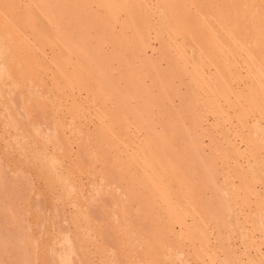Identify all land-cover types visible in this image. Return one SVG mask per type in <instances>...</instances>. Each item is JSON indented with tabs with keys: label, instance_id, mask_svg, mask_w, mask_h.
I'll list each match as a JSON object with an SVG mask.
<instances>
[{
	"label": "rangeland",
	"instance_id": "obj_1",
	"mask_svg": "<svg viewBox=\"0 0 264 264\" xmlns=\"http://www.w3.org/2000/svg\"><path fill=\"white\" fill-rule=\"evenodd\" d=\"M96 1L0 0V46L9 45L0 49V264H264V88L257 92L241 65L242 77L232 84L237 94L222 102L224 112L215 111L184 72L174 44L165 48L156 36L157 0H129L136 21L142 19L140 28L147 29V20L151 26L149 45L141 51L128 13L122 10L113 20ZM208 1L199 4L215 16L222 4ZM183 2L176 4L175 15L189 26L198 7L195 0ZM184 40L179 35L177 43L199 57ZM208 51L204 56L223 63L221 52ZM215 68H205L208 82L216 80ZM250 89L260 93V107L251 111L243 109ZM138 156L147 159L148 170L156 168L158 182ZM164 185L185 215L191 209L197 216L191 211L183 223L171 218L159 197ZM202 216L211 218L200 222ZM201 228L205 240L198 236ZM107 229L112 238L116 231L113 242ZM103 241L116 244L109 250Z\"/></svg>",
	"mask_w": 264,
	"mask_h": 264
},
{
	"label": "bare ground",
	"instance_id": "obj_2",
	"mask_svg": "<svg viewBox=\"0 0 264 264\" xmlns=\"http://www.w3.org/2000/svg\"><path fill=\"white\" fill-rule=\"evenodd\" d=\"M96 1V0H95ZM179 1H181L182 2V4H184V2L183 1H186V2H190V1H192V0H157L156 2H157V6H158V14H159V19L157 20V22L154 24V27L156 28V36L159 38V40H161V43H162V45H164V46H166L165 48H167L168 46H169V44L170 43H173L174 44V47L175 48H177V51H178V53H179V56L181 57V59H182V63H183V65H182V68H183V70H184V72L185 73H187L189 76H190V80H192L193 82H195V85L201 90V91H203L206 95H207V99L209 100V102H208V106H209V103H210V107L211 108H213L215 111H221V113L222 112H224L223 110H225L224 109V106H223V104L224 103H222L223 101H225V102H229V99H230V96L233 94V93H236V91L234 92L233 90H235V89H233V86H232V84H233V81H235V80H238V79H240L241 77H242V72L240 71V70H243V69H239V67L241 66V68L244 66L247 70H246V72H247V75L253 80V82H255L256 83V85H257V92H261V89H263L264 88V0H219L220 2H221V4H222V7H221V9H219V11H218V13L215 15V16H212V15H210V9L211 8H209L208 7V9H206V11H205V7H206V4H205V6L204 5H202V3L204 2H209L208 0H200V2L202 1V3L201 4H199V0H195V2L196 3H194V4H197V7H198V10H194V12H193V10L191 11V12H193V13H195L194 15L196 16V17H194V18H196L195 19V21H194V18H193V22L194 23H192V20H190V21H188V24H189V26H191V28L187 25V23L185 22V21H183V19L181 20V18L179 19V17H177L178 15H175V7L177 6L176 4L179 2ZM97 2V1H96ZM206 2V3H207ZM211 2V1H210ZM213 2V1H212ZM99 3V2H98ZM100 3L104 6V7H106V9H107V11L110 13L109 15H111V17H112V19L113 20H117L118 19V13H120V11H122V10H124V11H126L127 13H128V18H129V21L132 23V25L135 27V31H136V35H135V33H134V35L137 37V39H135L134 41V45H136L137 43V45H138V48L140 49V51L141 50H145L147 47H148V45H149V39H148V35H149V30H151V26H150V22H149V20H147V22H145L146 23V26H147V29H141V28H145V27H143L142 26V24L143 23H139V21L141 20L142 21V19H140L139 21H136V19L134 18V15H133V13H132V11H131V8H130V1L129 0H100ZM219 3V2H218ZM179 4V3H178ZM181 4V3H180ZM181 4V5H182ZM60 5V4H59ZM147 5V4H146ZM178 6L177 8H179V7H182V6ZM187 5V4H186ZM208 5V4H207ZM218 5H220V4H218ZM148 6V5H147ZM196 6V5H195ZM208 6H210V5H208ZM183 7H184V5H183ZM182 7V8H183ZM194 7V6H193ZM203 7V8H202ZM7 8H9V7H7ZM59 8V7H58ZM147 8H149V7H147ZM194 8H196V7H194ZM207 8V7H206ZM180 9V8H179ZM204 9V10H203ZM182 10V9H181ZM198 11V12H197ZM196 12H197V14H196ZM88 13V12H87ZM191 14V13H190ZM212 14H214V13H212ZM89 16V15H88ZM180 16V15H179ZM193 16V15H192ZM214 17V18H213ZM137 18V17H136ZM190 19V18H189ZM36 21V20H35ZM153 22V21H152ZM190 22V23H189ZM55 23V22H54ZM89 23V22H88ZM114 24V23H113ZM190 24H192V25H190ZM140 26H141V28H140ZM96 28V27H95ZM123 28H125V27H123ZM97 30V29H96ZM70 33V32H69ZM53 34H55V33H53ZM67 35H69V34H67ZM179 35H184V39L186 40V41H190L191 42V47H193L191 50H192V53H195V52H198V55H199V57H197V58H192L191 57V55H190V53L188 54V52L186 51V50H184V48H182L177 42H178V36ZM201 35L202 36H205L206 38H205V40H204V38H202L201 37ZM55 36V35H54ZM57 36H59V35H57ZM66 36V35H65ZM74 36L75 35H73V38H74ZM124 36V35H123ZM60 37V36H59ZM68 37H70V36H68ZM77 37V36H76ZM198 37H199V39H198ZM201 37V38H200ZM56 39L55 40H57V41H59L58 39H61V38H57V37H55ZM79 39H80V37H78ZM130 38V37H129ZM224 38V39H223ZM167 39H168V42H167ZM181 39V38H180ZM63 40H65V39H63ZM72 40V39H71ZM75 40V39H74ZM74 40H72V41H74ZM184 40V41H185ZM198 40H201V43L198 41ZM56 41V42H57ZM68 41V40H67ZM137 41V42H136ZM183 41V42H184ZM203 41H204V44H203ZM1 42H3V41H1ZM65 43V42H64ZM67 43V42H66ZM76 43V42H75ZM136 43V44H135ZM181 43H182V41H181ZM183 44V43H182ZM187 44V43H186ZM193 44H198L197 46L195 45V47H194V45ZM172 45V44H171ZM193 45V46H192ZM6 46H8V48H9V45H1L0 46V49H6L5 47ZM65 46V45H64ZM68 46H70V45H68ZM68 46H66L67 47V50L69 49L68 48ZM72 46V45H71ZM79 46V45H78ZM198 46H199V48H198ZM172 47V46H171ZM187 47V46H186ZM197 47V48H196ZM205 47V48H204ZM210 47H213L216 51H218V53H220V54H222L223 56H221L220 54H218L219 56L218 57H220L222 60H221V62L223 61V63L222 64H220V62H218V61H214V59L212 60V57H211V55L209 56V55H207V54H205V56H204V54H203V51H208V48H209V50H210ZM30 48V47H29ZM63 48H65V47H63ZM75 49L77 48V47H74ZM66 49V48H65ZM81 49V48H80ZM194 49V50H193ZM205 49V50H204ZM207 49V50H206ZM76 50H78V49H76ZM131 50V49H130ZM135 50V49H134ZM136 50H138L137 48H136ZM203 50V51H202ZM68 51H70V50H68ZM72 51V50H71ZM74 51V50H73ZM79 51V50H78ZM170 51V50H169ZM195 51V52H194ZM202 51V52H201ZM26 52V51H25ZM84 52V51H83ZM147 52V51H146ZM209 52V51H208ZM1 54H2V52H0ZM57 53V52H56ZM65 53L66 54H69V53H71V52H69V53H67L66 51H65ZM80 53V52H79ZM168 53V52H167ZM171 53V52H170ZM169 53V55H171L170 57L172 58L173 56H172V54H170ZM85 54H88V53H86L85 52ZM4 55V54H3ZM3 55H0V56H3ZM20 55V54H19ZM24 55V54H23ZM40 55V54H39ZM81 55V54H80ZM207 55V56H206ZM30 56V55H29ZM87 56V55H86ZM85 56V57H86ZM129 56V55H128ZM6 57H7V55H6ZM130 57V56H129ZM142 57V56H141ZM169 57V58H170ZM190 57H191V60H190ZM209 57H210V59H209ZM223 57V58H222ZM66 58H69V60H70V56L68 57V55H67V57ZM83 58V57H82ZM170 58V59H171ZM219 58V59H220ZM29 59H30V57H29ZM86 59H89V55H88V57L86 58ZM93 59V58H92ZM172 59H174V58H172ZM171 59V60H172ZM94 60V59H93ZM176 60V59H175ZM61 61H62V58H61ZM89 62V61H88ZM123 62V61H122ZM180 62V61H179ZM63 63V62H62ZM85 63V62H84ZM64 64V63H63ZM81 64H83V62L81 63ZM173 64V63H172ZM176 64V63H175ZM220 66H219V65ZM66 65V64H65ZM84 65V64H83ZM85 65H87L86 63H85ZM91 65V64H90ZM170 65H171V63H170ZM173 67H174V65H172ZM176 66V65H175ZM214 67V66H216V70L215 69H213L214 71H215V73L217 74V78H216V80H214V83H212L213 81H211V82H208V77H206V74H205V68L206 67ZM4 67V66H3ZM82 68H83V66H81ZM62 68H64V67H62ZM87 68V67H86ZM174 69V68H173ZM176 69V68H175ZM0 70H1V68H0ZM2 70H4V69H2ZM82 71H85L84 70V68L82 69ZM142 71V70H141ZM175 71V70H174ZM207 71V70H206ZM58 72H59V70H58ZM120 72H122V71H120ZM176 72V71H175ZM178 72V71H177ZM245 72V71H244ZM178 73H180L181 75H182V73H181V71L180 72H178ZM177 73V74H178ZM41 75V74H40ZM179 75V74H178ZM245 75V74H244ZM247 75H245V76H247ZM158 76V75H157ZM180 76V75H179ZM245 78H247V77H245ZM97 79H98V77H97ZM80 80V79H79ZM211 79H209V81H210ZM248 80H250V79H248ZM29 81V80H28ZM170 81V80H169ZM73 82H75V81H73ZM157 82V81H156ZM160 82V81H159ZM241 83H242V81H240ZM31 83V82H30ZM29 83V84H30ZM40 83V82H39ZM235 83V82H234ZM32 84V83H31ZM68 84V83H67ZM77 84H78V82H77ZM98 84V83H97ZM150 84V83H149ZM189 85V84H188ZM32 86V85H31ZM68 86V85H67ZM69 86H72V85H69ZM68 86V87H69ZM28 87V86H27ZM32 88V87H31ZM70 88V87H69ZM72 88V87H71ZM33 89V88H32ZM108 89V88H107ZM130 89V88H129ZM128 89V90H129ZM19 90H21V89H19ZM18 90V91H19ZM127 90V91H128ZM106 91V90H105ZM111 91V90H110ZM109 91V92H110ZM164 91V90H163ZM200 91V93H202ZM250 91H251V97L245 102V105H244V107H243V109H248L249 111H251V110H256V109H258L259 107H260V99H259V94L258 95H256V89H250ZM39 92V91H38ZM131 93H132V91H130ZM129 92V93H130ZM158 92V91H157ZM160 92V91H159ZM195 92V91H194ZM193 92V94H195ZM78 93V92H77ZM166 93V92H165ZM190 93V92H189ZM21 94H23V93H21ZM47 94V93H46ZM170 94V93H169ZM192 94V93H191ZM237 94V93H236ZM119 95V94H118ZM161 95V94H160ZM203 95V94H202ZM233 95H235V94H233ZM232 95V96H233ZM23 96V95H22ZM124 96H126L125 94H124ZM194 96V95H193ZM107 97V96H106ZM131 97H133V96H131ZM135 97H136V94H135ZM192 97V96H191ZM239 96H236V99L238 98ZM129 98V97H128ZM127 98V99H128ZM195 98V97H194ZM7 99V98H6ZM24 99V98H23ZM26 99V98H25ZM48 99V98H47ZM122 99V98H121ZM154 99V98H153ZM239 99V98H238ZM236 100V103H238V105H240V103L238 102V101H240L241 102V100L239 99V100ZM20 100V99H19ZM37 100V99H36ZM46 100V99H45ZM119 100V99H118ZM181 100V99H180ZM195 100V99H194ZM202 100V99H201ZM262 100V99H261ZM264 100V99H263ZM262 100V103L264 102ZM126 101V103L128 102V100H125ZM170 101V100H169ZM197 101V100H196ZM31 102H33V101H31ZM192 102V101H191ZM194 102V101H193ZM199 102V101H198ZM27 103V102H26ZM34 103V102H33ZM32 103V104H33ZM35 103H36V101H35ZM120 103V102H119ZM123 103V102H122ZM221 103H222V105H221ZM22 103H20V105H21ZM30 104V103H29ZM196 104V103H195ZM235 104V103H234ZM38 105V104H37ZM198 105H200V104H198ZM243 105V104H242ZM19 106V105H18ZM172 106V105H171ZM221 106H223V108L221 107ZM40 107V106H39ZM201 107V106H200ZM262 107V106H261ZM38 108V107H37ZM131 108V106L129 107V109ZM221 108H222V110H221ZM123 109H125L124 108V106H123ZM128 109V110H129ZM201 109V108H200ZM199 109V110H200ZM120 110V109H119ZM139 110V109H138ZM190 110V109H189ZM208 110V109H207ZM263 110V109H262ZM38 111H40V110H38ZM126 111V110H125ZM135 111V110H134ZM141 111V110H140ZM143 111V110H142ZM191 111V110H190ZM258 111V110H257ZM121 112V111H120ZM122 112H124V111H122ZM136 112V111H135ZM200 112V111H199ZM127 113V112H126ZM131 113H132V111H131ZM138 113V112H137ZM166 113V112H165ZM140 114V113H139ZM156 114V113H155ZM194 114V113H193ZM200 114V113H199ZM198 114V115H199ZM257 114V113H256ZM129 115H130V113H129ZM131 115H134V114H131ZM143 115V114H142ZM223 116H224V114H222ZM117 116H118V114H117ZM125 116V115H124ZM126 116H127V114H126ZM139 116V115H138ZM141 116V115H140ZM146 116V115H145ZM156 116V115H155ZM122 117V116H121ZM130 117V116H129ZM134 117H135V120H136V116L134 115ZM146 117H148V115L146 116ZM201 117V116H200ZM204 117V116H203ZM229 117V116H228ZM256 117V116H255ZM260 117V116H259ZM43 118V117H42ZM118 118V117H117ZM126 117H124V119H125ZM131 118H133V117H131ZM131 118H129V119H131ZM173 118H174V116H173ZM121 119H123V118H121ZM128 119V118H127ZM127 119H125V120H127ZM138 119V118H137ZM181 120H182V118H181ZM189 120H190V118H189ZM197 120V119H196ZM202 120V119H201ZM123 121V120H122ZM138 121V124H140L143 120H141V122L139 121V120H137ZM136 121V122H137ZM147 121V120H146ZM198 122H200V120H197ZM41 122V121H40ZM135 122V121H134ZM177 122V121H176ZM124 123H125V121H124ZM127 123V122H126ZM129 123V122H128ZM164 123V122H163ZM144 124V123H143ZM168 124V123H167ZM123 125V124H122ZM150 125V124H149ZM105 126V125H104ZM124 126H125V124H124ZM176 126H178V124L176 125ZM123 127V126H122ZM138 127V126H137ZM144 127H146L147 128V126H144ZM139 128V127H138ZM126 129H127V127H126ZM167 129V128H166ZM37 130V129H36ZM123 132V131H122ZM77 135V134H76ZM112 135V134H111ZM140 137V136H139ZM114 138H116V137H114ZM182 138V137H181ZM262 138V137H261ZM174 139V138H173ZM175 139H176V137H175ZM116 140V139H115ZM164 140V139H163ZM177 140V139H176ZM175 140V141H176ZM126 141V140H125ZM173 141V140H172ZM174 141V142H175ZM198 141V140H197ZM242 142V141H241ZM49 143V142H48ZM120 143H122V142H120ZM174 144H176V143H174ZM248 144V143H247ZM176 146H177V144H176ZM125 146H123V148H124ZM129 147V146H128ZM167 147V146H166ZM253 147V146H252ZM169 148V147H168ZM126 149V148H125ZM145 150V149H144ZM165 151L167 152V150L165 149ZM174 151V150H173ZM175 152V151H174ZM178 152L180 153L181 151L180 150H178ZM177 152V153H178ZM172 153V152H171ZM176 153V154H177ZM264 153V152H263ZM169 154V153H168ZM167 154V155H168ZM93 155V154H92ZM171 155H173V154H171ZM137 156V155H136ZM140 156H141V154H140ZM146 158H148V161H149V164L151 163L150 162V160H149V156L147 155V153H146ZM158 156H160V155H158ZM163 156V155H162ZM183 156V155H182ZM103 159V158H102ZM132 159V158H131ZM138 159H139V161H141V163L142 164H147V165H145L146 167H143V169L145 168V173L147 172V170H148V168H150V167H148V162L146 163L144 160H147V159H145V158H142V160L139 158V156H138ZM150 159H152V158H150ZM173 159H175V158H173ZM172 159V161H174ZM183 159V158H182ZM196 159V158H195ZM133 160V159H132ZM160 160H162V159H160ZM177 159H175V161H176ZM254 160V159H253ZM162 161H164V159L162 160ZM166 161V160H165ZM170 161V160H169ZM3 162V161H2ZM2 162H0V163H2ZM82 162V161H81ZM102 162V161H101ZM145 162V163H144ZM262 162V161H261ZM135 163V162H134ZM154 163V162H153ZM170 163H171V161H170ZM138 164V163H137ZM258 164V163H257ZM134 165H136V163L134 164ZM140 164H138V166H139ZM7 166V165H6ZM94 166V165H93ZM111 166V165H110ZM114 166V165H113ZM143 166V165H142ZM141 166V167H142ZM150 166V165H149ZM109 167V166H108ZM137 167V166H136ZM155 167H157V166H155ZM164 167V166H163ZM162 167V168H163ZM166 167H168V166H165V168ZM173 167V166H172ZM184 167V166H183ZM258 167V166H257ZM140 168V167H139ZM151 168H152V166H151ZM251 169H253V167H250ZM5 169H6V167H5ZM127 168H125V170H126ZM122 170V169H121ZM120 170V171H121ZM132 170H134L133 168H132ZM140 170H141V168L138 170V172H139V174H140ZM154 169H152V170H148V172L150 171V173H149V175H151L153 178H154V180H155V182L157 181L156 179H158L156 176V174H155V170H156V168H155V170L153 171ZM172 170V169H171ZM198 170V169H197ZM117 171V170H116ZM120 171H119V173H120ZM124 171V170H123ZM143 170H141V172H142ZM154 173H153V172ZM161 171V170H160ZM166 171V170H165ZM122 172V171H121ZM131 172H133V171H131ZM130 172V173H131ZM147 172V173H148ZM198 173H199V171H197ZM260 172V171H259ZM113 173H116V172H113ZM129 173V174H130ZM134 173V172H133ZM132 173V174H133ZM8 174V173H7ZM126 174H127V172H126ZM6 175V174H5ZM112 175H115V174H112ZM131 175V174H130ZM129 175V176H130ZM134 175V174H133ZM155 177H154V176ZM249 175V174H248ZM4 176V175H3ZM10 176V175H9ZM116 176H117V174H116ZM132 176V175H131ZM140 176V175H139ZM250 176V175H249ZM6 177V176H5ZM15 177V176H14ZM100 177V176H99ZM110 177V176H109ZM117 177H120V174L117 176ZM122 177V176H121ZM134 177V176H133ZM198 177V176H197ZM246 177V176H245ZM251 177V176H250ZM263 177H264V175H263ZM9 179H10V177H8ZM19 178V177H18ZM111 178H113V177H111ZM129 179H130V177H128ZM143 178V177H142ZM156 178V179H155ZM167 178V177H166ZM200 178V177H199ZM115 178H113V179H111V180H114ZM121 179H124L123 177L121 178ZM125 179H127L126 178V176H125ZM128 179V180H129ZM191 179V178H190ZM189 178H188V180H190ZM115 180H118L119 181V179L118 178H116ZM137 180V179H136ZM141 180V179H140ZM192 180V179H191ZM249 180H251V179H249ZM132 181V180H131ZM142 181V180H141ZM140 181V182H141ZM145 181H147V180H145ZM145 181H143V183H145ZM158 181H159V179H158ZM157 181V182H158ZM193 181V180H192ZM200 181V180H199ZM243 181V180H242ZM108 182H110L111 184L110 185H112L113 184V182H111L110 180L108 181ZM115 182V181H114ZM129 182H130V180H129ZM134 181H132V183H133ZM137 182V181H136ZM136 182H134V183H136ZM139 182V183H140ZM148 182V181H147ZM146 182V183H147ZM164 182V181H163ZM190 182V181H189ZM78 183V182H77ZM117 183V182H116ZM115 183V184H116ZM132 183H130V184H132ZM142 183V184H143ZM194 183V182H193ZM4 185H6L5 183H3ZM114 184V185H115ZM130 184H128V187H129V185ZM138 183H136V185H137ZM157 184V183H156ZM160 184V183H159ZM250 184V183H249ZM253 184V183H252ZM7 185H9V184H7ZM6 185V186H7ZM97 185V184H96ZM132 185H134V184H132ZM131 185V186H132ZM140 184H138V186H139ZM167 185V184H166ZM198 185V184H197ZM5 186V187H6ZM109 186V185H108ZM115 186H117V185H115ZM114 186V187H115ZM141 186V185H140ZM229 186V185H228ZM9 187V186H8ZM112 187V186H111ZM137 187V186H136ZM145 187H146V185H145ZM144 187V188H145ZM160 187V186H159ZM7 188V187H6ZM102 188V187H101ZM135 188V187H134ZM138 188V187H137ZM150 187H147V189H149ZM152 188V187H151ZM150 188V189H151ZM163 188H165V185H164V187ZM228 188V187H227ZM115 189V188H114ZM129 188H127V190H128ZM131 189V188H130ZM129 189V190H130ZM147 189H146V191H147ZM161 189V188H160ZM213 189V188H212ZM232 189V188H231ZM242 189H243V186H242ZM7 190H9V189H7ZM102 190V189H101ZM111 190V189H110ZM128 190V191H129ZM142 190V189H141ZM152 190V189H151ZM195 189H193V191H194ZM17 191V190H16ZM131 191H133V190H131ZM130 191V192H131ZM227 191V190H226ZM40 192H41V190H40ZM39 192V193H40ZM164 193H163V195L162 194H159V197H160V195H161V200L162 199H164V201H165V204L167 203V205L169 206V210H170V216H171V218H173L175 221H177V222H179V223H183V222H185V219L187 220V215H188V213H190L191 211H193V210H191L190 209V212H188L186 215L184 214L185 212H182L183 210H181V207L179 208L178 206H177V204H176V202H178V201H176L175 202V198L173 199L172 198V196H171V194H170V192H169V190H167L166 188L164 189V191H163ZM136 193V192H135ZM144 193V192H143ZM148 193V192H147ZM153 193H155V192H153ZM152 193V194H153ZM161 193V192H160ZM236 193V192H235ZM234 193V194H235ZM107 194V193H106ZM198 194V192L196 193V195ZM233 194V193H232ZM234 194H233V196H234ZM29 195V194H28ZM134 195V194H133ZM139 195V194H138ZM200 195V194H199ZM229 196H231L230 194H228ZM237 195V194H236ZM240 195V194H239ZM135 196V195H134ZM158 196V195H157ZM194 196V195H193ZM8 197V196H7ZM14 197V196H13ZM132 197V196H131ZM136 197H138L137 195H136ZM224 197H225V194H224ZM228 197V196H227ZM226 197V198H227ZM235 197V196H234ZM240 197V196H239ZM247 197V196H246ZM9 198V197H8ZM97 198V197H96ZM220 198V197H219ZM237 198V197H236ZM244 198V197H243ZM2 199V198H1ZM133 199H134V197H133ZM139 199V201H141V199L140 198H138ZM222 199H223V196H222ZM16 200V199H15ZM98 200V199H97ZM109 200V199H108ZM153 200V199H152ZM203 200V199H202ZM233 200V199H232ZM244 200V199H243ZM89 201V200H88ZM103 201V200H102ZM135 201V200H134ZM164 201H161V202H164ZM186 201V200H185ZM200 201V200H199ZM221 202H222V200H220ZM62 202V201H61ZM100 202H101V200H100ZM109 202V201H108ZM138 202V201H137ZM142 202H145L144 200L142 201ZM153 202V201H152ZM160 202V203H161ZM220 202V203H221ZM242 202H244V201H242ZM146 204H147V201L145 202ZM179 203V202H178ZM186 203H189V202H186ZM204 203V202H203ZM230 203V202H229ZM235 203V202H234ZM4 204V203H3ZM94 204H96V203H94ZM93 204V205H94ZM98 204H99V202H98ZM101 204V203H100ZM181 204V203H180ZM179 204V205H180ZM222 204V203H221ZM228 204V203H227ZM236 204V203H235ZM97 205V204H96ZM139 206H140V204H138ZM144 206H145V204H143ZM143 205H141L142 207V209H143ZM149 205V204H148ZM164 205V203L162 204V206ZM189 205V204H188ZM231 205H232V202H231ZM237 205H239V204H237ZM236 205V206H237ZM159 206H161V205H159ZM234 206V205H233ZM235 206V207H236ZM179 208L180 210H178V209H176V208ZM218 207V206H217ZM228 207V206H227ZM231 207V206H230ZM230 207H228V209L230 208ZM92 208V207H91ZM101 208H103V207H101ZM146 208L147 207H145V209H143V211L144 210H146ZM163 208V207H162ZM183 208V207H182ZM191 208V207H190ZM220 208V207H219ZM81 209V208H80ZM96 209V208H95ZM116 209V208H115ZM140 209V208H139ZM205 209V208H204ZM227 209V210H228ZM106 210V209H105ZM120 210V209H119ZM137 210V209H136ZM141 210V209H140ZM164 210V209H163ZM177 210H178V212H177ZM189 210V209H188ZM236 210V209H235ZM113 211V210H112ZM135 211V210H134ZM147 211V210H146ZM209 211V210H208ZM239 210H237L236 212H238ZM136 212V211H135ZM140 212V211H139ZM162 212V211H161ZM213 212V211H212ZM212 212H210L211 213V216H212ZM230 213H231V211H229ZM228 212V213H229ZM146 213H148V212H146ZM194 215L196 214L194 211L192 212ZM94 214V213H93ZM115 214V213H114ZM191 214V213H190ZM207 214V213H206ZM224 214V213H223ZM235 214V213H234ZM111 215V214H110ZM119 215V214H118ZM141 215V214H140ZM160 215V214H159ZM162 215H163V213H162ZM207 215H210L209 213L207 214ZM215 216H216V214H214ZM239 215V214H238ZM1 216V215H0ZM134 216H136V214H134ZM195 216H197V214L195 215ZM141 217V216H140ZM154 217V216H153ZM152 217V218H153ZM166 217V216H165ZM200 217V216H199ZM238 217V216H237ZM143 218V217H142ZM151 218V216L149 217V220L150 219H152ZM155 218V217H154ZM195 218V217H194ZM204 217L202 216V219H200L199 220V218H198V220L200 221V222H202V220H208V219H210V218H208V216H207V218L208 219H203ZM259 218H262V217H259ZM156 219V218H155ZM161 219V218H160ZM214 219V218H213ZM228 219V218H227ZM237 219V218H236ZM239 219V218H238ZM238 219H237V221H238ZM263 219V218H262ZM107 220H108V218H107ZM149 220H147L146 221V224L148 225L150 222H148ZM154 220V219H153ZM221 220V219H220ZM235 220V219H234ZM90 221V220H89ZM104 221V220H103ZM125 221V220H124ZM134 221V220H133ZM156 221V220H155ZM165 221V220H164ZM214 221H215V219H214ZM259 221H261V220H259ZM88 222V221H87ZM127 222H128V219H127ZM136 222V221H135ZM145 222V221H144ZM159 222L160 221H158V224H159ZM163 222V221H162ZM216 222H217V220H216ZM230 222V221H229ZM89 223V222H88ZM152 223V222H151ZM150 223V224H151ZM187 223V222H186ZM261 223H263L262 221H261ZM123 224V223H122ZM125 224V223H124ZM149 224V225H150ZM164 224H165V222H164ZM163 224V225H164ZM201 224V223H200ZM216 224V223H215ZM226 224V223H225ZM240 223L238 222V225H239ZM105 226H106V224H104ZM119 225V224H118ZM118 225H117V227H118ZM121 225V224H120ZM144 225V224H143ZM162 225V224H161ZM160 224H159V226H161ZM203 225H206V224H203ZM241 225V224H240ZM244 225V224H243ZM255 225V224H254ZM258 225H260V224H258ZM258 225H257V227H258ZM112 226V225H111ZM130 226V225H129ZM133 226H134V224H133ZM137 226V225H136ZM146 226V225H145ZM145 226H144V228H145ZM166 226V225H165ZM207 226V225H206ZM206 226H205V229H206ZM222 226V225H221ZM116 227V226H115ZM120 227V226H119ZM148 227V226H147ZM201 227H203V226H201ZM219 227V226H218ZM232 227V226H231ZM106 228H107V226H106ZM149 228V227H148ZM153 228H154V226H153ZM233 228H234V226H233ZM117 229H119V228H117ZM126 230H127V228H125ZM147 229V228H146ZM242 229V228H241ZM247 229V228H246ZM98 230H100V229H98ZM108 230V229H107ZM249 230V229H248ZM5 231V230H4ZM109 231V230H108ZM119 231V230H118ZM127 231H129V230H127ZM147 231V230H146ZM149 231V230H148ZM151 231H152V229H151ZM154 231H156V230H154ZM225 231V230H224ZM236 231V230H235ZM238 231H240V230H238ZM251 231V230H250ZM93 232H95V231H93ZM102 232H104L105 233V231H102ZM164 232V231H163ZM247 232V231H246ZM97 233H98V231H97ZM103 233V234H104ZM125 233V232H124ZM129 233V232H128ZM231 233V232H230ZM230 233H229V235H230ZM251 233H252V231H251ZM103 234H101V236L103 235ZM109 234H110V231H109ZM156 234V233H155ZM6 235V234H5ZM91 236H92V234H90ZM97 235V234H96ZM105 235H107V234H105ZM105 235H103L104 237H105ZM112 235L113 234H110V236H111V238H112ZM145 236H146V234H144ZM148 235V234H147ZM242 235V234H241ZM245 234L243 233V236H244ZM251 236H252V234H250ZM2 236V235H1ZM4 236V235H3ZM67 236V235H66ZM102 236V237H103ZM116 231L114 232V237L113 238H115L116 239V237H118V236H116ZM135 236V235H134ZM157 236V235H156ZM155 235H154V237H156ZM198 236H200V238L201 239H203V240H205V236H204V233L202 232V228H201V231H199V235ZM207 236V235H206ZM243 236L241 237V238H243ZM30 237V236H29ZM147 237H153L152 235H150V236H147ZM228 237V236H227ZM227 237H226V239H227ZM230 237V236H229ZM245 237H246V235H245ZM106 239H108V235L105 237ZM103 239L105 242L107 241L106 239ZM113 238H112V240H110V238H109V240L110 241H112L113 242ZM252 238V237H251ZM101 239V240H102ZM114 239V240H115ZM147 239V238H146ZM158 239V238H157ZM249 239V238H248ZM67 240H68V238H67ZM89 240V239H88ZM87 240V241H88ZM120 240V239H119ZM118 240V241H119ZM127 240V239H126ZM150 240V239H149ZM148 240V241H149ZM166 240V239H165ZM247 240V239H246ZM250 240H252V239H250ZM33 241V240H32ZM86 241V240H85ZM90 241V240H89ZM88 241V242H89ZM103 241V242H104ZM110 241H108L107 243L108 244H110L111 246H109V247H112V246H114L113 244L115 243H113V244H111V242ZM115 241H117V240H115ZM143 241H145V239L143 240ZM151 241V240H150ZM242 241H244L243 239L241 240V242ZM70 242V241H69ZM102 242V243H103ZM104 242V243H105ZM157 242V241H156ZM155 242V243H156ZM81 243V242H80ZM121 243V242H120ZM246 243H247V241H246ZM252 243V242H251ZM106 244V243H105ZM116 244V243H115ZM117 244H119L118 242H117ZM154 244V243H153ZM205 244V243H204ZM253 244V243H252ZM69 245H71V244H69ZM127 245V244H126ZM143 245H145V243L143 244ZM146 245H148V244H146ZM119 246H120V244H119ZM155 246V244L152 246V247H154ZM157 246V245H156ZM202 246H204V245H202ZM100 247H101V245H100ZM105 247V246H104ZM106 247H108V245L106 244ZM109 247H108V249H109ZM148 247H149V245H148ZM147 247V248H148ZM249 247H250V245H249ZM96 248H98L97 247V245H96ZM103 248V247H102ZM113 248V247H112ZM115 248H116V246H115ZM146 248V247H145ZM155 248H157V247H155ZM159 248V247H158ZM198 248V247H197ZM100 249V248H99ZM142 249V248H141ZM149 249V248H148ZM152 249V248H151ZM209 249V248H208ZM244 249H245V247H244ZM247 249H248V247H247ZM97 250V249H96ZM109 250H111V249H109ZM115 251H116V249H114ZM144 250V249H143ZM142 250V251H143ZM204 250V249H203ZM246 250V249H245ZM98 251V250H97ZM145 251V250H144ZM148 251V250H147ZM153 251H154V249H153ZM159 252H160V250H158ZM206 251V250H205ZM114 252V251H113ZM119 252V251H118ZM150 252V251H149ZM154 252H157V250L156 251H154ZM159 252H157L158 254H159ZM107 253V252H106ZM120 253V252H119ZM119 253H117V255H116V257H117V259L118 258H120V257H118V254ZM134 253V252H133ZM133 253H131V254H133ZM137 253V252H136ZM77 254V253H76ZM121 254H123V253H121ZM162 254V253H161ZM120 255V254H119ZM160 255V254H159ZM66 256V255H65ZM106 256V255H105ZM114 256V255H113ZM93 257V256H92ZM107 257H109V256H107ZM124 257V256H123ZM134 257V256H133ZM237 257V256H236ZM161 258H162V256H161ZM57 259V258H56ZM67 259V258H66ZM76 259V258H75ZM80 259V258H79ZM116 259V258H115ZM114 259V260H115ZM124 259V258H123ZM235 259V258H234ZM240 259V258H239ZM250 258H248V260H249ZM108 260H109V258H108ZM137 260V259H136ZM233 260V259H232ZM254 261H255V259H253ZM252 260V261H253ZM261 260V259H260ZM36 261V260H35ZM67 261H69V260H67ZM77 261H78V259H77ZM80 261H82V260H80ZM111 261V260H110ZM122 261V260H121ZM124 261H126V260H124ZM124 261H122V264H124L125 262ZM131 261V260H130ZM133 261V260H132ZM250 261V260H249ZM251 261V262H252ZM262 261V260H261ZM51 262V261H50ZM105 262V261H104ZM234 262V261H233ZM239 262H240V260H239ZM242 262V261H241ZM240 262V263H241ZM106 263V262H105ZM104 263V264H105ZM140 263V262H139ZM230 263H232V262H230ZM256 263H258V261L256 262ZM36 264V263H35ZM82 264V263H81ZM127 264V263H126ZM237 264V263H236ZM250 264H253V263H250Z\"/></svg>",
	"mask_w": 264,
	"mask_h": 264
}]
</instances>
